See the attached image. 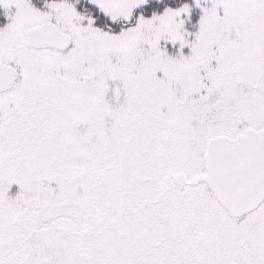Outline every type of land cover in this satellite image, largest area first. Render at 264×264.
<instances>
[{
    "label": "snow or ice",
    "instance_id": "6c2138e0",
    "mask_svg": "<svg viewBox=\"0 0 264 264\" xmlns=\"http://www.w3.org/2000/svg\"><path fill=\"white\" fill-rule=\"evenodd\" d=\"M0 264H264V0H0Z\"/></svg>",
    "mask_w": 264,
    "mask_h": 264
}]
</instances>
